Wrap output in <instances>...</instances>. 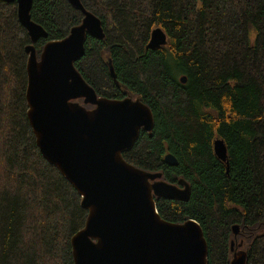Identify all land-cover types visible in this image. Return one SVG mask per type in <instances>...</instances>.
Masks as SVG:
<instances>
[{
  "label": "trees",
  "instance_id": "obj_1",
  "mask_svg": "<svg viewBox=\"0 0 264 264\" xmlns=\"http://www.w3.org/2000/svg\"><path fill=\"white\" fill-rule=\"evenodd\" d=\"M79 1L104 38L87 35L75 69L98 97H139L152 114L150 133L140 131L123 161L190 187L185 201L154 197L160 218L198 223L207 264H230L233 240L243 241L245 264H264V0ZM29 14L46 33L36 42L16 4L0 1V264H74L70 240L88 211L36 146L25 47L39 57L83 15L67 0H32ZM157 27L167 44L147 49ZM215 139L225 144V162L214 154Z\"/></svg>",
  "mask_w": 264,
  "mask_h": 264
},
{
  "label": "water",
  "instance_id": "obj_2",
  "mask_svg": "<svg viewBox=\"0 0 264 264\" xmlns=\"http://www.w3.org/2000/svg\"><path fill=\"white\" fill-rule=\"evenodd\" d=\"M0 1L16 4L17 19L31 42L46 37L30 19L32 0ZM67 1L83 19L63 39L47 42L39 57L32 44L25 47V100L38 151L72 185L88 211L83 228L70 240L74 264H207V243L198 223H169L155 207L154 197L187 200L188 183H168L160 172L123 161L122 152L133 147L140 131L150 133L151 111L139 97H98L85 83L73 64L84 53L87 35L101 40L104 33L100 20L79 0ZM166 44L162 28H153L146 48ZM179 80L186 81L184 76ZM213 151L226 161L221 139L214 140ZM164 162L174 166L176 159L166 154ZM232 232L238 234L239 226ZM245 257L243 251L232 252L230 264H245Z\"/></svg>",
  "mask_w": 264,
  "mask_h": 264
},
{
  "label": "rangeland",
  "instance_id": "obj_3",
  "mask_svg": "<svg viewBox=\"0 0 264 264\" xmlns=\"http://www.w3.org/2000/svg\"><path fill=\"white\" fill-rule=\"evenodd\" d=\"M232 242H233V247H232L233 251L232 252L239 251L238 247L242 246L243 241L242 240H239V241L237 240V242L235 243V240H233Z\"/></svg>",
  "mask_w": 264,
  "mask_h": 264
}]
</instances>
